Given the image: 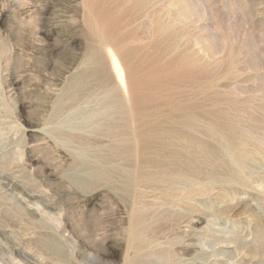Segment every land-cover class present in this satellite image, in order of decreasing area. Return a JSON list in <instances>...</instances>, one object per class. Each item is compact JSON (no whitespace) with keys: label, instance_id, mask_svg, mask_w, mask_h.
<instances>
[{"label":"rangeland","instance_id":"obj_1","mask_svg":"<svg viewBox=\"0 0 264 264\" xmlns=\"http://www.w3.org/2000/svg\"><path fill=\"white\" fill-rule=\"evenodd\" d=\"M263 238L264 0H0V264H264Z\"/></svg>","mask_w":264,"mask_h":264},{"label":"bare ground","instance_id":"obj_2","mask_svg":"<svg viewBox=\"0 0 264 264\" xmlns=\"http://www.w3.org/2000/svg\"><path fill=\"white\" fill-rule=\"evenodd\" d=\"M115 59V58H114ZM113 61V60H112ZM120 63V62H119ZM119 63H118V61L115 59V64L113 65L114 66V68H115V71H116V73L115 74H117V76L119 77V80H120V82H121V84H124V74H123V72L124 71H122V67L120 68V65H119ZM122 65V64H121ZM126 78V77H125ZM155 79V78H154ZM124 86V85H123ZM264 239V238H263Z\"/></svg>","mask_w":264,"mask_h":264}]
</instances>
